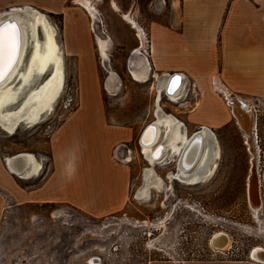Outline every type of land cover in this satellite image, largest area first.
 <instances>
[{"label": "rangeland", "instance_id": "obj_1", "mask_svg": "<svg viewBox=\"0 0 264 264\" xmlns=\"http://www.w3.org/2000/svg\"><path fill=\"white\" fill-rule=\"evenodd\" d=\"M73 1H66L62 13L42 11L57 29L55 40L64 57V90L53 111L44 113L36 125L21 123L13 133L0 126V148L6 154L33 153L40 160V174L20 181L34 188L54 170V149L61 144L69 117L87 105L86 99L96 97L107 124L134 131L133 139L128 141L130 149L114 150L117 159L131 158L128 201L122 210L101 215L64 201L15 202L4 190L0 264H151L172 260L264 264L252 258L255 249H264V104L254 108L258 137L254 133L253 143L261 193L258 208L252 207L248 197L253 158L248 138L218 94L227 117L211 127L221 147L215 173L196 184L169 179L168 173L176 167V156H168L166 164L156 166L164 180L163 188H152L147 200L137 198L136 191L148 166L138 138L143 127L154 119L155 74L162 70L151 69L152 74L144 82L133 79L126 63L131 49L140 47L141 40L135 38L133 25L123 14H130L141 27L145 39L141 53L150 59L151 25L178 24L176 13L180 8L174 10L176 0H91L96 9L94 18L88 9ZM97 35L110 41L109 68L101 58ZM112 72L118 78L114 91L107 87ZM197 98L196 92L189 91L186 116ZM160 104L164 111L184 120L178 117L181 103L162 95ZM89 105L94 109L92 102ZM186 125L192 134L202 122L186 117ZM219 231L230 237L229 246L223 250L210 244Z\"/></svg>", "mask_w": 264, "mask_h": 264}, {"label": "crops", "instance_id": "obj_2", "mask_svg": "<svg viewBox=\"0 0 264 264\" xmlns=\"http://www.w3.org/2000/svg\"><path fill=\"white\" fill-rule=\"evenodd\" d=\"M66 1L0 0V11L30 5L41 11L62 13ZM173 6L174 10L177 6L180 8L176 13L178 24L169 26L155 22L150 27V59L141 53L145 43L142 30L139 32L130 25L135 38L141 40L140 47L131 49L126 63L131 76L132 71L147 72L146 81L153 68L162 70L155 74L157 78L164 73H181L185 92L175 100L168 99L181 103L178 117L184 119L185 125L178 119L183 127L187 126L186 117L209 128L222 123L227 112L217 94L228 106L231 117L228 95L242 98L254 107L264 104V0H176ZM73 35L71 32L70 37ZM112 74L111 78L115 79L117 75ZM219 84L224 89L219 88ZM189 91L196 92L198 98L194 103L189 101L191 108L186 116ZM180 100L182 102H177ZM91 102L94 109L88 108ZM86 103L64 125L61 144L54 149L53 172L40 179L34 188L20 181L26 182L40 174V160L38 172L24 176L10 170L6 163L7 157L15 154H6L0 148V210L4 205L1 194L4 190L15 202L64 201L93 214L113 213L126 206L131 158L117 159L114 150L129 147L134 131L130 127L107 124L98 98L90 97ZM151 264L230 263L172 260Z\"/></svg>", "mask_w": 264, "mask_h": 264}, {"label": "bare ground", "instance_id": "obj_3", "mask_svg": "<svg viewBox=\"0 0 264 264\" xmlns=\"http://www.w3.org/2000/svg\"><path fill=\"white\" fill-rule=\"evenodd\" d=\"M75 1L88 9L95 18L96 9L91 0ZM114 6L119 9L116 4ZM123 17L132 23L134 28H138L137 22L130 14L124 13ZM7 24H15L16 26L15 46H12V30L10 29L0 38V80L6 76L0 83V126L6 132L13 133L21 123L28 126L36 125L41 121L44 113L53 111L54 104L64 90L65 73L62 47L55 40L57 29L44 12L30 5L14 6L0 11V27ZM140 28H138L139 32L142 30ZM96 37L101 50V58L104 65L109 68L107 50L110 41L108 38L99 35ZM48 71L51 72L50 75L46 79L40 80ZM132 73L136 80L144 81L147 79V72L136 70ZM111 76L107 80V87L114 91L115 79L118 78L113 76L115 78L113 79ZM171 76V73H164L156 79L155 116L146 125L151 124L141 143L139 138L142 133L138 138L140 152L148 162V166L144 168L142 183L136 191V197L143 200L150 198L152 188L161 190L164 186V180L156 171V166L165 164L164 160L168 156L171 158L176 156V167L179 166L183 149L191 141V137H189L186 143V128L183 127V123L173 114L164 111L160 104L162 95L175 100L185 92V80L181 75L183 80L179 88L172 95L166 93ZM218 86L224 89L221 84ZM228 98L233 103V106L231 105L232 116L247 136L250 151L253 154L248 178V197L252 207L258 208L261 204V193L260 179L256 171V151L253 143L256 124L255 111L253 106L242 98L233 99V96L230 95ZM17 103L19 104L13 107ZM201 139L202 148L204 145L207 148L201 164H199V158L202 148L196 164L190 170L181 169L179 166L177 171L173 170L168 173L169 179L174 178L185 183L190 178H195V180H191L195 182L200 179L199 177L204 174L219 151L215 132L211 133L204 128ZM158 146L159 148H157ZM13 158L10 156L7 160L10 168L18 174L30 176L38 172L40 168L38 158L33 153L21 152ZM221 232L225 233L219 231L213 236L216 237L215 242L228 247L230 237L228 235L229 241L225 242L222 234L221 236L217 235ZM252 257L258 262H264V249H255Z\"/></svg>", "mask_w": 264, "mask_h": 264}, {"label": "water", "instance_id": "obj_4", "mask_svg": "<svg viewBox=\"0 0 264 264\" xmlns=\"http://www.w3.org/2000/svg\"><path fill=\"white\" fill-rule=\"evenodd\" d=\"M5 77L2 78V80H0V83L5 79ZM182 80L183 79L181 77V73H179V72L172 73V76L170 78L166 93L169 94V95H172L179 88V86L181 85ZM236 98H237L236 96H233V99H236ZM227 99H228V103L233 106L232 100H230L228 97H227ZM254 111H255V109H254ZM255 116H256V112H255ZM255 121H256V119H255ZM150 126H151V124L146 126L145 129L143 130V132H142V134H141V136L139 138V142L140 143H141V140L144 138V135H145L146 131L150 128ZM204 128L209 130L211 133H214L211 128H209L207 126H204V125L199 126L198 129L194 131V133L191 136V141L189 142L187 147H185V149H183V154L180 157L179 166L181 167V169L190 170L196 164L199 152H200V150L202 148V139L201 138H202V131H203ZM157 148H159V146ZM157 148H156V150H157ZM20 153L12 155L11 157L15 158V156L20 154ZM6 163H7L8 167H9V169L11 170L8 160L6 161ZM179 166H177L175 168V171H177ZM221 234L223 235L222 237H224L225 242L229 241L228 240V234L221 232V233H218L217 235L221 236ZM215 238L216 237H212L211 238V241H210L211 246L213 248H215V249L222 250L224 248V245L217 244L215 242Z\"/></svg>", "mask_w": 264, "mask_h": 264}, {"label": "flooded vegetation", "instance_id": "obj_5", "mask_svg": "<svg viewBox=\"0 0 264 264\" xmlns=\"http://www.w3.org/2000/svg\"><path fill=\"white\" fill-rule=\"evenodd\" d=\"M194 133V132H193ZM192 133V134H193ZM192 134H189V131H188V128L186 127V143H187V141H188V139H189V137H191L192 136ZM217 141H218V138H217ZM218 149H219V151H218V155L214 158V161L208 166V168H206V170H205V172H204V174H202V176H200L199 178V180H197L196 182L195 181H191V180H195V178H190V179H187L186 180V183L187 184H196V183H199V182H202V181H205L207 178H209V177H211L214 173H215V171H216V169H217V167H218V159L220 158V155H221V147H220V143H219V141H218ZM206 152H207V148L205 147V145H204V147L202 148V151H201V154H200V158H199V164H201V162H202V160H203V157H204V155L206 154ZM209 152H210V149L208 150V154H209ZM204 164H205V162H204ZM212 171V172H211ZM174 179V178H173ZM177 180V179H176ZM253 258V257H252ZM254 259V258H253Z\"/></svg>", "mask_w": 264, "mask_h": 264}, {"label": "snow or ice", "instance_id": "obj_6", "mask_svg": "<svg viewBox=\"0 0 264 264\" xmlns=\"http://www.w3.org/2000/svg\"><path fill=\"white\" fill-rule=\"evenodd\" d=\"M10 29L12 30V35H11L12 46L14 47L15 46V29H16L15 24H7L3 27H0V38H2L5 35V33H7Z\"/></svg>", "mask_w": 264, "mask_h": 264}, {"label": "built area", "instance_id": "obj_7", "mask_svg": "<svg viewBox=\"0 0 264 264\" xmlns=\"http://www.w3.org/2000/svg\"><path fill=\"white\" fill-rule=\"evenodd\" d=\"M227 100H228V99H227ZM254 108H255V107H254ZM255 109H256V108H255ZM254 133H255V136H257L258 133H257V127H256V125H255V132H254ZM257 137H258V136H257ZM257 139H258V138H257Z\"/></svg>", "mask_w": 264, "mask_h": 264}]
</instances>
